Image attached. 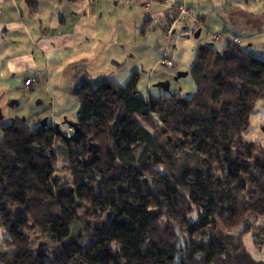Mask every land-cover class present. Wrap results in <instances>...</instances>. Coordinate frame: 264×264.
<instances>
[{
	"label": "trees",
	"instance_id": "obj_1",
	"mask_svg": "<svg viewBox=\"0 0 264 264\" xmlns=\"http://www.w3.org/2000/svg\"><path fill=\"white\" fill-rule=\"evenodd\" d=\"M226 46L197 48L192 95L140 98L135 72L74 88L72 137L21 117L2 126L0 264H264L243 242L264 245V150L244 140L264 58ZM57 138L71 178L54 166Z\"/></svg>",
	"mask_w": 264,
	"mask_h": 264
},
{
	"label": "crops",
	"instance_id": "obj_2",
	"mask_svg": "<svg viewBox=\"0 0 264 264\" xmlns=\"http://www.w3.org/2000/svg\"><path fill=\"white\" fill-rule=\"evenodd\" d=\"M168 1L190 9L181 23L185 30L189 23L225 29L248 39L246 49L240 47L243 42L237 49L250 55L256 46L264 49V0ZM170 16L162 0L148 9L145 0H0V142L2 126L20 117L13 109L21 105L25 91H31L30 102L36 100V109L27 120L36 123L42 116L38 110L43 95L40 90L47 92L53 105L65 93L62 86L73 94L82 81H113L112 75L122 72L129 62L136 70L123 73L127 80L139 73L133 63L138 50H152L153 44L147 45L149 32L159 26L164 31ZM151 35L156 38L161 33ZM212 42L209 38L201 44ZM215 45L221 51L227 49L223 41ZM28 78L36 79L30 87L25 85ZM5 235L0 228V250L5 248Z\"/></svg>",
	"mask_w": 264,
	"mask_h": 264
},
{
	"label": "rangeland",
	"instance_id": "obj_3",
	"mask_svg": "<svg viewBox=\"0 0 264 264\" xmlns=\"http://www.w3.org/2000/svg\"><path fill=\"white\" fill-rule=\"evenodd\" d=\"M156 0H152L151 5ZM163 1V0H162ZM164 2V1H163ZM169 2V1H168ZM165 3V2H164ZM172 4V3H170ZM184 20V19H183ZM166 22V21H165ZM169 22V19L166 23ZM182 23V22H181ZM179 24L173 28V32L170 36L159 28L157 31L151 30L152 33H161L160 36L154 37L155 35L148 34V46L150 48L144 50H138L137 60L133 61L134 64L139 67L140 79L138 82V96L140 98H148L150 96H159L161 94H171L175 91H180L187 95H192L196 91V84L194 78L191 74V66L195 58L196 50L204 41L209 40L207 34V27H203L202 34L195 37V33L200 29L195 24L189 23L187 30L183 28L182 24ZM201 28V29H202ZM225 29H209L208 31H222ZM187 31V32H185ZM226 35L232 37L229 32H225ZM242 38V44L240 47L246 49L248 39L244 36ZM147 51V52H146ZM250 53L258 58L264 57V49L256 46L252 49ZM168 57L172 61L171 64H164L163 60ZM143 63V64H141ZM136 70L132 66V62L127 63L125 69L122 72H118L117 75H112L113 81L119 85H125L127 83V75L123 73ZM133 71V70H132ZM132 75V74H131ZM111 78V75H110ZM109 78V79H110ZM101 82L97 81L96 83ZM65 87L61 96V100L50 105L49 98L46 97L47 92L45 90H40V98L38 99V104L40 107L38 110L42 114L40 121L47 118L48 123L51 124L56 121L61 126L63 134L67 137H72L74 135L73 124L77 118V115L81 109V102L78 97L74 94H70L67 86ZM31 91H25V94L21 96V105L14 107L13 111L18 113L22 118L30 119L33 115V110L36 109V100L30 102L29 94ZM51 95V94H50ZM33 124V122H30ZM144 125L149 127V123L143 121ZM264 99L257 102L256 107L251 115V127L244 134V140L252 143L257 147L258 150H264ZM72 128H71V127ZM64 141L57 138L56 149L58 151V160L54 163L58 174L66 178H71V169L68 159L60 152V147L64 146ZM65 151L64 148H62ZM143 146H136L134 148L135 154L137 156L142 152ZM264 225V218L259 220V226ZM79 233L89 234L82 228H78ZM37 236L39 233H36ZM36 234H32L33 236ZM244 245L250 250L251 254L257 259H264V246L257 243L253 236V233L247 234L243 239ZM36 243V242H35ZM38 244V242L36 243Z\"/></svg>",
	"mask_w": 264,
	"mask_h": 264
},
{
	"label": "built area",
	"instance_id": "obj_4",
	"mask_svg": "<svg viewBox=\"0 0 264 264\" xmlns=\"http://www.w3.org/2000/svg\"><path fill=\"white\" fill-rule=\"evenodd\" d=\"M85 1V0H81ZM89 3H92L94 0H86ZM131 1V0H126ZM154 1V0H153ZM165 4L169 7V10L171 12V16L169 18L168 24L165 26V32L168 36H170L173 32V28L177 25H179L185 17H187L190 14V9L183 6V5H172L168 2V0H163ZM152 0H145L146 8L148 9L150 7ZM207 34L209 35V38L213 42H220L223 41L225 44L230 45H239L242 43V38L240 36H232L229 37L225 34V30L222 31H208ZM164 64H171L172 61L168 59L166 56L163 60ZM36 82L35 78H28L25 81V85L30 87Z\"/></svg>",
	"mask_w": 264,
	"mask_h": 264
},
{
	"label": "water",
	"instance_id": "obj_5",
	"mask_svg": "<svg viewBox=\"0 0 264 264\" xmlns=\"http://www.w3.org/2000/svg\"><path fill=\"white\" fill-rule=\"evenodd\" d=\"M200 33H201V28L198 29V31L195 33V37H198L200 35ZM12 101H15V100H12ZM12 103L13 102H11V105H12ZM41 122H42V125H46L47 124V118L43 119ZM263 129H264V126H263ZM42 246H43V244L40 243L39 247L37 248V252L40 253V254H43ZM80 264H86V263H80Z\"/></svg>",
	"mask_w": 264,
	"mask_h": 264
}]
</instances>
